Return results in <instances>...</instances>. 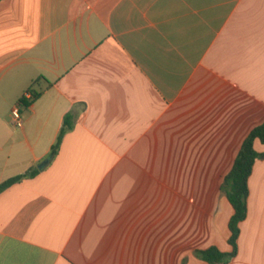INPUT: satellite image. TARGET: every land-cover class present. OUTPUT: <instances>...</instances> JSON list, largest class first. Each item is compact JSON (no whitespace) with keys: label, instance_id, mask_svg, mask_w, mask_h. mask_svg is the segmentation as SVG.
I'll return each instance as SVG.
<instances>
[{"label":"crops","instance_id":"crops-1","mask_svg":"<svg viewBox=\"0 0 264 264\" xmlns=\"http://www.w3.org/2000/svg\"><path fill=\"white\" fill-rule=\"evenodd\" d=\"M263 123L264 0H0V184L37 172L0 193V264L232 252L221 186ZM247 205L224 264H264V159Z\"/></svg>","mask_w":264,"mask_h":264},{"label":"trees","instance_id":"trees-1","mask_svg":"<svg viewBox=\"0 0 264 264\" xmlns=\"http://www.w3.org/2000/svg\"><path fill=\"white\" fill-rule=\"evenodd\" d=\"M35 96L37 95L34 94V98ZM21 101L24 107L28 108L32 100L21 99ZM70 128L71 123L69 118H66L57 144L52 149L51 156L56 155L63 135ZM256 140H259L264 144V123L255 127L250 132L244 141L230 172L223 180L221 190L225 193L234 209L233 216L229 222V229L231 232L229 243L233 250L230 253H226L217 247L212 246L208 249L196 251V255L209 264H224L229 262L237 255L240 224L246 219L248 213L247 199L249 196V179L256 160L264 159V152L261 153L255 149L254 144ZM36 173V171H32L28 174L8 179L7 181L0 184V193L6 188L10 187L12 184L22 180L27 176H33Z\"/></svg>","mask_w":264,"mask_h":264},{"label":"built area","instance_id":"built-area-1","mask_svg":"<svg viewBox=\"0 0 264 264\" xmlns=\"http://www.w3.org/2000/svg\"><path fill=\"white\" fill-rule=\"evenodd\" d=\"M21 99H27V100L32 99L31 92H29V91L25 92ZM21 99L12 111V120H13L14 125H16L17 127L23 126L21 109L24 107V105H23Z\"/></svg>","mask_w":264,"mask_h":264}]
</instances>
